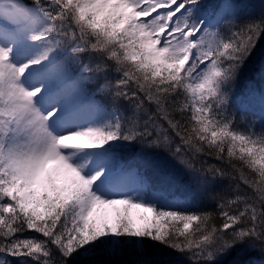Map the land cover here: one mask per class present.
Masks as SVG:
<instances>
[{
  "label": "snow or ice",
  "instance_id": "1",
  "mask_svg": "<svg viewBox=\"0 0 264 264\" xmlns=\"http://www.w3.org/2000/svg\"><path fill=\"white\" fill-rule=\"evenodd\" d=\"M258 45L264 0H0V264H264Z\"/></svg>",
  "mask_w": 264,
  "mask_h": 264
},
{
  "label": "trees",
  "instance_id": "2",
  "mask_svg": "<svg viewBox=\"0 0 264 264\" xmlns=\"http://www.w3.org/2000/svg\"><path fill=\"white\" fill-rule=\"evenodd\" d=\"M237 2L247 3L249 5H257V6L260 4V0H237ZM262 70H264V46L258 45V50L254 53V56L250 60L249 64L246 66V68H245V70L241 76L240 82L237 85L238 89H241V90L244 89L246 84H248L249 82L252 83L253 85H257V87H260L261 82H262V80H261ZM147 151L148 150H142L139 145H134L127 152V154L128 155H134V154H138L141 152L146 153ZM147 174H149V172H147ZM231 257L233 259H241L240 257H237L234 253L232 256L225 258V264H227V261L232 260V259L229 260ZM132 258H134V257L123 256V257H119L118 259L128 260V259H132ZM251 258L254 260L260 259L258 254H254ZM96 259L99 261H104V260L108 259V257L100 256V257H97Z\"/></svg>",
  "mask_w": 264,
  "mask_h": 264
},
{
  "label": "rangeland",
  "instance_id": "3",
  "mask_svg": "<svg viewBox=\"0 0 264 264\" xmlns=\"http://www.w3.org/2000/svg\"><path fill=\"white\" fill-rule=\"evenodd\" d=\"M202 2L209 3L213 2V0H202ZM255 86L257 89L260 88L257 87V85ZM126 155L128 154L126 153ZM147 172H149V174H146L149 176L153 184H164L167 188H174L176 191L182 190L183 184L186 179L184 177H181L178 173L174 172L164 164H160L156 168H149ZM231 259L233 260L232 257L229 260Z\"/></svg>",
  "mask_w": 264,
  "mask_h": 264
}]
</instances>
